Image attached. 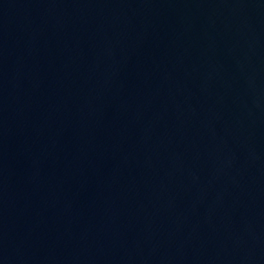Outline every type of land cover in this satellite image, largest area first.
Segmentation results:
<instances>
[{"label":"water","instance_id":"1","mask_svg":"<svg viewBox=\"0 0 264 264\" xmlns=\"http://www.w3.org/2000/svg\"><path fill=\"white\" fill-rule=\"evenodd\" d=\"M0 264H264V0H0Z\"/></svg>","mask_w":264,"mask_h":264}]
</instances>
